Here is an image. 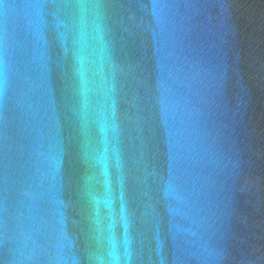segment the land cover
I'll list each match as a JSON object with an SVG mask.
<instances>
[{
    "label": "water",
    "instance_id": "obj_1",
    "mask_svg": "<svg viewBox=\"0 0 264 264\" xmlns=\"http://www.w3.org/2000/svg\"><path fill=\"white\" fill-rule=\"evenodd\" d=\"M0 264H264V0H0Z\"/></svg>",
    "mask_w": 264,
    "mask_h": 264
}]
</instances>
